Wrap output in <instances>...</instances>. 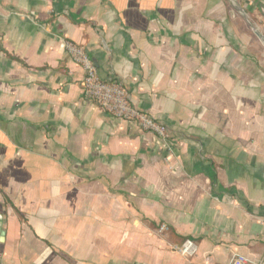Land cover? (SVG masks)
Returning a JSON list of instances; mask_svg holds the SVG:
<instances>
[{"label":"crops","instance_id":"crops-1","mask_svg":"<svg viewBox=\"0 0 264 264\" xmlns=\"http://www.w3.org/2000/svg\"><path fill=\"white\" fill-rule=\"evenodd\" d=\"M239 2L264 29V0ZM241 27L229 0H0V264H264V60ZM64 41L173 141L83 100Z\"/></svg>","mask_w":264,"mask_h":264},{"label":"built area","instance_id":"built-area-1","mask_svg":"<svg viewBox=\"0 0 264 264\" xmlns=\"http://www.w3.org/2000/svg\"><path fill=\"white\" fill-rule=\"evenodd\" d=\"M64 49L69 58L79 65L84 77L81 82L82 98L97 105L107 115L122 120L130 125H137L140 131L149 133L169 145L171 138L168 130L151 118L148 114L138 110L132 103L124 84L118 80H101L88 58L82 45L64 41ZM169 148V147H168ZM169 150V149H168ZM168 228L161 225L159 234L167 232ZM173 251L182 257H191L195 252L194 244L187 240ZM248 260L240 255L231 258L228 264H248ZM257 264H262L258 262Z\"/></svg>","mask_w":264,"mask_h":264},{"label":"rangeland","instance_id":"rangeland-1","mask_svg":"<svg viewBox=\"0 0 264 264\" xmlns=\"http://www.w3.org/2000/svg\"><path fill=\"white\" fill-rule=\"evenodd\" d=\"M229 1H230V6H231L232 17L235 18V20L237 19L241 21V24L243 26L241 27L242 33H245L252 40H255L258 56L261 60H264V57H263L264 56V44L261 40L255 37L253 31L250 29V26L248 25L247 22L254 25L257 31L261 34L263 38H264V29L262 28V26H260L259 23H255L258 21L257 18H255L254 15L247 13L244 7L240 4L239 0H229ZM261 16H263V14Z\"/></svg>","mask_w":264,"mask_h":264},{"label":"water","instance_id":"water-1","mask_svg":"<svg viewBox=\"0 0 264 264\" xmlns=\"http://www.w3.org/2000/svg\"><path fill=\"white\" fill-rule=\"evenodd\" d=\"M246 19V18H245ZM250 26L251 30L253 31L254 35L263 42L264 44V38L261 36V34L257 31L256 27L252 25L251 23L247 22Z\"/></svg>","mask_w":264,"mask_h":264}]
</instances>
